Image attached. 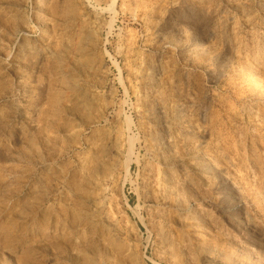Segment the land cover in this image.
I'll list each match as a JSON object with an SVG mask.
<instances>
[{
    "label": "rangeland",
    "instance_id": "1",
    "mask_svg": "<svg viewBox=\"0 0 264 264\" xmlns=\"http://www.w3.org/2000/svg\"><path fill=\"white\" fill-rule=\"evenodd\" d=\"M128 1L0 0V264H264V0Z\"/></svg>",
    "mask_w": 264,
    "mask_h": 264
},
{
    "label": "bare ground",
    "instance_id": "2",
    "mask_svg": "<svg viewBox=\"0 0 264 264\" xmlns=\"http://www.w3.org/2000/svg\"><path fill=\"white\" fill-rule=\"evenodd\" d=\"M144 1V0H143ZM131 5H134L135 7H131L130 9H129V12H130V14L131 15H137V14H140L141 15V13H142V8H141V6H139L138 5V0H129L128 1ZM142 4V3H141ZM140 4V5H141ZM117 9V8H116ZM115 9V10H116ZM111 10V9H110ZM39 12V11H38ZM252 12H253V10H252ZM65 13V12H64ZM67 13V12H66ZM120 13V12H119ZM254 13V12H253ZM129 15V14H128ZM149 17V16H148ZM136 19H137V17H136ZM139 20H140V18H138ZM144 19H145V17H144ZM256 19H257V17H256ZM142 20V19H141ZM40 22V21H39ZM142 23V22H141ZM65 24V23H64ZM67 25V24H66ZM144 26V25H143ZM262 27V26H261ZM25 29V28H24ZM234 32V31H233ZM25 33V30H22V28H21V30H18V35H22V34H24ZM66 33V32H65ZM27 34V33H26ZM68 34V33H67ZM70 37V36H69ZM169 38V37H168ZM176 40V39H175ZM235 40V39H234ZM163 41H164V39H163ZM167 41V40H166ZM186 41V40H185ZM184 41V42H185ZM130 43V42H129ZM166 45L167 46H169V47H172V46H174L175 45V41L171 38V39H169L167 42H166ZM176 45H177V43H176ZM136 46V45H135ZM243 46V45H242ZM150 47V46H149ZM261 47V46H260ZM175 48V47H174ZM170 49V48H169ZM240 50V49H239ZM196 51V50H195ZM198 51V50H197ZM122 52V51H121ZM124 53V52H123ZM128 53V52H127ZM118 54V53H117ZM241 55V54H240ZM246 55V54H245ZM255 57V56H254ZM137 61V60H136ZM243 62V61H242ZM255 62V61H254ZM236 63H237V61H236ZM258 65V64H257ZM227 66H229V65H227ZM253 66V65H252ZM242 68L241 66H238V68ZM230 68V67H229ZM249 68V67H248ZM233 69V68H232ZM250 69V68H249ZM252 69V68H251ZM254 70V69H253ZM237 71V70H236ZM236 71H233V72H236ZM251 71V70H250ZM232 72V73H233ZM241 72V71H240ZM259 72V71H258ZM239 73V72H238ZM234 74V73H233ZM254 74V73H253ZM254 75H256V74H254ZM236 76V75H235ZM239 77H241V79H244L245 80V82L249 85V87L251 88V91H253V92H258V90H260V92L262 91L261 90V87H260V84H261V82L260 81H258L253 75H251V73L250 72H247V71H242L241 72V76H239ZM238 79H240V78H238ZM242 82H243V80H242ZM260 82V83H259ZM264 82V81H263ZM262 82V83H263ZM232 83V82H231ZM234 83V82H233ZM246 84V85H247ZM240 85V84H239ZM262 86V85H261ZM248 87V88H249ZM264 87V86H263ZM235 90V89H234ZM250 90V89H249ZM264 91V90H263ZM255 94V93H254ZM257 95H258V93H256ZM255 94V95H256ZM260 94H263L262 92L260 93ZM259 94V96H261ZM251 95V94H250ZM252 96V95H251ZM254 96V95H253ZM241 98V97H240ZM222 99V98H221ZM255 100V99H254ZM233 114V113H232ZM211 121H212V119H211ZM216 136V135H215ZM220 136V135H219ZM217 138V137H216ZM193 149V148H192ZM214 149V148H213ZM210 150V149H209ZM201 151V150H200ZM221 162V161H220ZM165 163V162H164ZM219 168V167H218ZM207 171V170H206ZM218 172V171H217ZM210 173V172H209ZM238 180V179H237ZM162 181V180H161ZM233 181V180H232ZM224 182H225V180H224ZM237 183V182H236ZM243 198V197H242ZM241 198V199H242ZM245 202V201H244ZM244 204V203H243ZM193 205V204H192ZM183 211V210H182ZM191 219V218H190ZM236 246V245H235ZM234 247V246H233ZM215 259H217V257H215ZM239 261V260H238ZM227 264H234L233 263V261L232 262H228ZM244 264V263H243Z\"/></svg>",
    "mask_w": 264,
    "mask_h": 264
}]
</instances>
